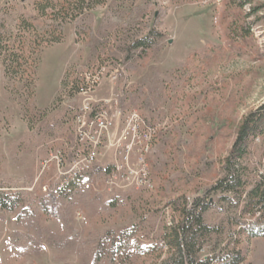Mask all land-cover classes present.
<instances>
[{
  "label": "rangeland",
  "instance_id": "obj_1",
  "mask_svg": "<svg viewBox=\"0 0 264 264\" xmlns=\"http://www.w3.org/2000/svg\"><path fill=\"white\" fill-rule=\"evenodd\" d=\"M33 1L0 0L5 29L18 33L17 17L33 13ZM237 1L77 0L61 25L62 39L34 52L33 94L22 81L5 78L0 55V189L14 192L19 186L36 194L44 193L49 181L62 182L52 157L59 152L65 163L71 158L82 90L88 87L93 101L117 99L122 115L104 134L95 162L77 178L95 166L111 171L122 162L123 151L112 144L125 124L123 115L135 110L156 129L148 151L141 156L143 142L137 143L129 162L135 168L140 158L146 161L152 186L112 189L105 183L108 171L96 172L87 193L71 207L72 225L84 233L131 226L139 243L155 241L170 221L169 198L186 193L190 200L195 187L203 189L222 176L220 159L234 138L231 126L264 102V0L242 8ZM244 21L250 36L236 38ZM144 38L148 46H134ZM98 72V84L87 82L86 74ZM92 105L97 111L101 103ZM250 147L247 163L264 174V136ZM41 184L45 188L37 190ZM210 199L226 210L209 213L218 225L237 211L219 193ZM19 211H0V264H91L84 236L66 251L45 240L38 244L36 227L16 220ZM34 220L40 229L61 232L44 213L36 211ZM226 238V232L220 234ZM241 239L240 264H264V236ZM201 253H209L208 247ZM140 262L132 257L123 264Z\"/></svg>",
  "mask_w": 264,
  "mask_h": 264
},
{
  "label": "trees",
  "instance_id": "obj_2",
  "mask_svg": "<svg viewBox=\"0 0 264 264\" xmlns=\"http://www.w3.org/2000/svg\"><path fill=\"white\" fill-rule=\"evenodd\" d=\"M253 1L238 0L237 8ZM73 2L77 0H34L33 13L18 15V33L15 35L5 29L0 17V55L6 79L20 80L29 94L34 93L37 75L34 52L42 44L47 46L62 39L61 25L73 10ZM256 9L252 8L251 14ZM238 29L240 32L233 35L236 38L250 36L245 21ZM236 31L233 28V32ZM134 46H148L147 39L138 40ZM263 119L264 102L242 116L235 127L231 126L234 138L228 152L220 159L222 176L203 189L195 187L197 194L190 200L186 193L169 198L170 221L163 225L157 239L150 244L139 243L135 237L136 229L131 226L117 232L111 229L86 233L73 227L71 207L87 193L85 184L90 177L96 172H109V167L95 166L85 172L83 179L72 178L65 184L58 179L49 181L44 193L33 194L19 186L14 187V192L0 189V211L12 212L19 208L16 220L33 224L37 229V243L45 240L52 249L70 250L84 236V243L91 247V264H101V260H105L104 264H123L132 257L141 260L140 264H240L244 260L241 238L244 236L250 240L251 237L264 236V174L257 173V167H250L247 163L250 144L255 138L264 136ZM213 193H219L221 201L237 210L234 215L227 216L224 225L208 218L213 210L226 212L210 199ZM36 211L56 220L61 228L60 234L40 229L33 221ZM225 232L227 238L222 241L220 234ZM204 246L209 250L205 255L201 253Z\"/></svg>",
  "mask_w": 264,
  "mask_h": 264
},
{
  "label": "built area",
  "instance_id": "obj_3",
  "mask_svg": "<svg viewBox=\"0 0 264 264\" xmlns=\"http://www.w3.org/2000/svg\"><path fill=\"white\" fill-rule=\"evenodd\" d=\"M115 77L113 76L112 79ZM85 79L87 82L98 84L100 72L94 75L86 74ZM90 93L91 89L88 87L82 90V94L84 95L83 103L80 106L82 114L78 116L75 128V140L78 143H74L71 147V158L65 163V158L59 152L52 157L55 160L54 162H56L58 177L62 178L60 179L62 182L77 178L78 175L95 162L96 148L101 145L100 143L104 134L114 124L115 117L120 116V114L122 115V112L118 108L117 99L102 98L99 101H93ZM92 102L101 103L99 110L94 111ZM87 116L89 117L88 119L86 118ZM123 116L125 124L120 136L112 144L116 152L119 151V148L123 151L121 153L122 162H115L113 169L108 172L105 181L106 186L117 189L124 184L128 186L130 183H134L136 186L150 188L152 184L148 177L149 172L146 161L140 158L138 167L135 166L134 168L129 162V154L133 152L132 150L137 143L140 144L139 146H142L140 142H143L141 156L145 154L144 151H148L154 138L156 126L146 123L143 117L135 110H130ZM85 186L87 187L88 184L86 183Z\"/></svg>",
  "mask_w": 264,
  "mask_h": 264
}]
</instances>
